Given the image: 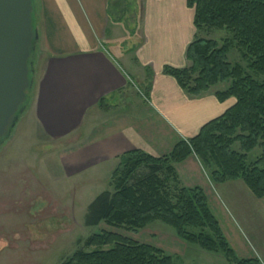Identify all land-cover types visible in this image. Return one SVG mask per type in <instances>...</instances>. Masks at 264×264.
Masks as SVG:
<instances>
[{
  "label": "crops",
  "instance_id": "crops-1",
  "mask_svg": "<svg viewBox=\"0 0 264 264\" xmlns=\"http://www.w3.org/2000/svg\"><path fill=\"white\" fill-rule=\"evenodd\" d=\"M117 1L39 0L42 65L28 115H34L45 140L67 142L58 151L59 176L75 186L87 180L95 183L104 171L112 174L129 152L169 155L179 142L195 138L236 103L233 98L219 102L218 86L191 97L163 72L165 67L189 66L186 50L195 29L194 11L186 0V9L193 12L190 21L181 9L172 8L173 0H149L132 35L115 15ZM173 12L176 31L166 24V15ZM101 100L107 110L100 109ZM174 170L183 187L203 189L237 257L263 262L264 199L256 198L242 180L213 184L194 155ZM17 171L12 168L13 186ZM96 197L85 205L84 215ZM167 239L155 247L173 258L183 256L182 264L228 263L221 254L207 256L177 237Z\"/></svg>",
  "mask_w": 264,
  "mask_h": 264
},
{
  "label": "trees",
  "instance_id": "trees-1",
  "mask_svg": "<svg viewBox=\"0 0 264 264\" xmlns=\"http://www.w3.org/2000/svg\"><path fill=\"white\" fill-rule=\"evenodd\" d=\"M32 3L37 28L40 4L39 0ZM186 5L194 11L196 32L186 50L189 66L165 67L164 74L191 97L227 84L216 97L221 103L231 98L236 103L167 156L155 158L142 151L123 155L111 176L113 190L101 193L88 206L84 224L87 228L105 224L137 234L161 222L182 242L221 254L228 264H264L237 257L203 189L183 187L174 170L194 155L213 184L242 180L256 198L264 199V0H186ZM204 31H226L231 38L218 42L197 37ZM232 50L239 52L241 62L229 61ZM32 56L34 62L35 53ZM32 92L33 88L31 96ZM99 107L107 110L103 100ZM256 150L260 155L250 163L249 156ZM62 264H174V258L153 245L100 232Z\"/></svg>",
  "mask_w": 264,
  "mask_h": 264
},
{
  "label": "rangeland",
  "instance_id": "rangeland-1",
  "mask_svg": "<svg viewBox=\"0 0 264 264\" xmlns=\"http://www.w3.org/2000/svg\"><path fill=\"white\" fill-rule=\"evenodd\" d=\"M148 1H117L118 12L115 15L120 21L123 19L130 35L135 33L144 5ZM163 2L170 3V0ZM172 2V8L181 9L190 21L193 12L186 9L185 0ZM166 18L169 28L176 31L178 19L175 12L166 15ZM195 34L196 32L194 37ZM197 37L221 42L231 38V35L226 31H204L198 33ZM38 46L39 43L34 59V81L42 65ZM229 61L241 62L239 52L232 50ZM226 88L227 84H222L218 85L216 90L221 92ZM136 89L133 90L135 93ZM32 98L33 96L27 112L20 117L12 135L0 146V264H62L82 248L87 238L100 232H113L153 246H160L169 236L176 238L175 231L161 222H154L137 234L115 230L105 224H100L97 228L85 227V205L97 195L113 190L110 188L112 174L104 171L99 174V180L95 183L91 184V181L87 180L78 183L79 186L60 178L58 151L67 142L60 145L58 142L44 139L34 115H28ZM69 143L74 145L75 142ZM236 150H239V147H236ZM259 155V150L254 151L249 156V162H254ZM12 168L18 170L14 176V186L11 185ZM161 177H165V174ZM190 246L208 256L199 247ZM183 262V256H174V264ZM210 263L221 264L218 260H199L192 264Z\"/></svg>",
  "mask_w": 264,
  "mask_h": 264
},
{
  "label": "water",
  "instance_id": "water-1",
  "mask_svg": "<svg viewBox=\"0 0 264 264\" xmlns=\"http://www.w3.org/2000/svg\"><path fill=\"white\" fill-rule=\"evenodd\" d=\"M32 0H0V146L30 105L40 37Z\"/></svg>",
  "mask_w": 264,
  "mask_h": 264
}]
</instances>
